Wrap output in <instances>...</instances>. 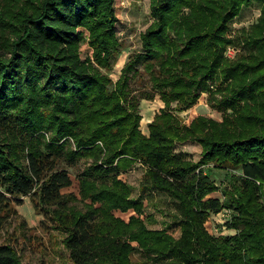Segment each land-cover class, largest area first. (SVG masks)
I'll return each mask as SVG.
<instances>
[{
  "label": "trees",
  "instance_id": "1",
  "mask_svg": "<svg viewBox=\"0 0 264 264\" xmlns=\"http://www.w3.org/2000/svg\"><path fill=\"white\" fill-rule=\"evenodd\" d=\"M251 1L151 0L143 51L114 82L102 69L121 50L118 0H0V232L30 196L63 230L73 264H136V249L156 264H264V11L242 38L250 51L224 56L238 45L230 25ZM139 64L164 102L148 135L130 90ZM204 92L223 119L184 124L176 111ZM189 139L202 145L199 161L175 149ZM82 158L85 210L63 193L72 179L60 166ZM137 163L178 202L180 220L154 229V217H142L144 202L120 178ZM209 164L240 174L221 187ZM217 191L223 200L209 196ZM226 208L238 232L211 235L206 220ZM131 209L128 221L115 214ZM0 264L31 263L0 238Z\"/></svg>",
  "mask_w": 264,
  "mask_h": 264
},
{
  "label": "rangeland",
  "instance_id": "2",
  "mask_svg": "<svg viewBox=\"0 0 264 264\" xmlns=\"http://www.w3.org/2000/svg\"><path fill=\"white\" fill-rule=\"evenodd\" d=\"M264 11L263 0H252L249 5H245L241 13L232 21L230 28L232 36L238 38L237 46L227 47L224 56L229 60H235L246 55L250 49L243 45L242 38L251 30V27L260 20ZM118 14L120 21L117 24V37L121 43V50L117 54L113 67L111 69H102V71L116 82L122 69L127 62L137 53L143 51L142 34L153 23L154 18L151 14V0H118ZM86 48V46H85ZM214 87V86H212ZM131 94L139 100L140 113L154 119V116L160 113L164 107L159 93L152 87L151 75L145 70L144 65L137 66V72L130 81ZM181 121L190 125L195 117L199 115L212 117L221 121L224 111L212 104L209 93H202L196 104L192 107L176 111ZM143 119V117H142ZM142 121V120H141ZM141 130L146 135L149 134V124L142 126ZM175 149L177 151L188 152L190 158L199 161L202 157V145L196 140H186L177 142ZM90 160L80 159L75 164L61 162V168L68 171L72 185L63 188L64 194L73 193L75 200L70 199V204L79 209L85 210V202L81 201L80 196V174L88 166ZM205 172L210 178L221 187L231 185V176L239 175V170H230L218 168L214 164L204 167ZM146 167L137 163L127 172L120 175L126 181L132 190V197L135 200H141L145 205V212L142 216H153L155 222L148 224L154 229H163L168 223L180 220L182 213L178 202L166 191L158 189L148 184L146 180ZM212 197L223 200L220 191L214 192ZM22 201L17 208V215L8 219L4 229L0 232L1 242H8L15 246L21 260L31 264H73L70 252L64 245L65 234L62 229L51 221L44 213L39 212L31 200L30 196L21 197ZM116 216L122 217L126 221L136 212L131 209L128 212L115 211ZM233 212L229 209H223L219 213H212L206 220L204 226L207 231L214 236L234 235L238 232L235 228H228L226 222L232 217ZM147 220V219H146ZM178 236L179 233L177 232ZM138 246L137 242H134ZM133 261L136 264H156L151 257H148L141 249H136L133 254Z\"/></svg>",
  "mask_w": 264,
  "mask_h": 264
},
{
  "label": "bare ground",
  "instance_id": "3",
  "mask_svg": "<svg viewBox=\"0 0 264 264\" xmlns=\"http://www.w3.org/2000/svg\"><path fill=\"white\" fill-rule=\"evenodd\" d=\"M151 122V118H148L146 115L143 114V119L141 121L142 126H146L148 127V124Z\"/></svg>",
  "mask_w": 264,
  "mask_h": 264
}]
</instances>
